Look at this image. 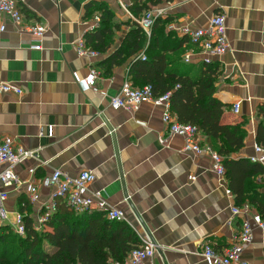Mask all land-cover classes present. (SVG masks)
Masks as SVG:
<instances>
[{
  "label": "crops",
  "instance_id": "1",
  "mask_svg": "<svg viewBox=\"0 0 264 264\" xmlns=\"http://www.w3.org/2000/svg\"><path fill=\"white\" fill-rule=\"evenodd\" d=\"M18 1L25 18L45 26L46 33L40 48L33 49L34 37L5 20L6 31L0 32V83L15 85L22 94H0V137H11L18 146L37 153V159L23 162L15 172L22 182L39 188L40 201L30 203L27 184L9 189V223L18 211L39 220L53 192L41 182L54 170L71 177L90 171L95 175L90 191L101 192L108 207L123 211L124 223L140 244L148 237L158 246L144 264H207L206 245L218 252L230 247L243 218L232 216L236 197L228 194V181L213 170L212 158L186 151L181 137L168 138L163 108L150 103L133 112L111 107V99L128 78L131 59L102 75L97 69L102 57L76 52V44L99 15L88 11L91 4L115 14L121 24L117 46L130 29L127 22L137 24L145 12L134 16L130 9L134 0ZM154 7L170 20L167 31L173 40L185 38L181 28L206 29L213 16H224L229 51L212 60L219 70L216 96L231 106L226 111L230 122L246 118L245 146L234 159H249L262 121L258 110L264 106V0H162L150 9ZM184 48V59L189 56L190 62L207 57L196 44ZM94 69L100 73L97 88L83 91L79 82ZM238 103L236 115L233 107ZM201 140L206 142L203 134ZM260 190L264 193V186ZM251 226L253 241L241 261L264 264V230L253 222Z\"/></svg>",
  "mask_w": 264,
  "mask_h": 264
},
{
  "label": "trees",
  "instance_id": "2",
  "mask_svg": "<svg viewBox=\"0 0 264 264\" xmlns=\"http://www.w3.org/2000/svg\"><path fill=\"white\" fill-rule=\"evenodd\" d=\"M161 1L134 0L130 9L138 17ZM19 3L17 0L18 9ZM88 11H98L101 18L99 26L84 37L86 47L102 57L97 64L101 74L108 75L131 59L128 78L135 89L149 86L155 97L170 93L172 115L180 123L196 126L206 138L204 144L223 158L225 178L237 206H250L264 221V193L260 190L264 166L247 158L234 159L245 146L247 121L237 117L230 122L226 111L231 106L217 98V63H186L184 47L191 41L188 37L173 40L167 31L169 19L158 18L149 35L138 24L127 22L130 29L117 46L116 32L121 24L115 14L97 3L88 6ZM258 116L262 121L257 142L261 143L264 106ZM56 206L41 230L33 219L25 217L24 237L7 226L0 231V264H124L139 247L135 232L124 222L108 220L105 212L78 213L62 201Z\"/></svg>",
  "mask_w": 264,
  "mask_h": 264
},
{
  "label": "built area",
  "instance_id": "3",
  "mask_svg": "<svg viewBox=\"0 0 264 264\" xmlns=\"http://www.w3.org/2000/svg\"><path fill=\"white\" fill-rule=\"evenodd\" d=\"M182 1L188 2L190 0ZM164 17V10L159 7H154L146 11L137 21V24L149 35L156 20ZM6 19L12 20L20 27L21 31L29 33L34 37L36 44L33 46V49L40 48L42 39L46 33V28L40 24H31L17 8V0H0V32L6 31ZM100 21V16H95L89 25V31L97 28ZM181 33L185 37H188L192 44L198 45L207 55L204 59V62L207 64L213 62L212 60L214 58L223 57L229 51L225 18L222 15L213 16L210 20L209 27L206 29H191L185 27L181 28ZM76 52L82 57H100L99 53L86 47L85 39L76 44ZM189 58V56H185L184 60L186 63L190 62ZM99 77L100 73L95 69L92 70L88 78L79 82L81 89L83 91L88 89L96 90ZM4 93L21 95L22 90L12 84L0 83V94ZM170 95L168 93L161 97H155L151 87L146 86L142 89H135L132 82L127 78L118 95L111 99V107L133 112L137 111L142 104L150 103L153 106L163 108L162 120L168 128V138L181 137L184 139L186 151L193 152L197 156L202 154L209 155L213 160V170L219 177L226 179L225 170L222 165L223 158L207 144L202 142V133L198 128L192 124L180 123L172 115L170 111ZM240 108L241 105L239 103L235 104L233 113L238 115ZM37 158L36 152L28 151L18 146L13 138L0 137V224L10 226L17 235L22 237L25 236L26 232L24 224L25 215L20 211L16 212L12 226L9 225L10 215L6 205L8 192L11 188L18 190L24 184H27L26 194L28 195L30 203L36 204L40 201L39 188L33 182H22L15 172L16 167L23 162ZM249 159L253 163L264 165V139L261 143L257 142L254 145V154ZM35 172L36 170L32 169L30 174L34 175ZM94 180L95 175L90 171H83L78 176L71 177L62 170H54L50 176L45 177L41 185L44 188L52 189L53 192L51 203L44 207L42 216L36 222L37 229L41 230V224L47 220L48 215L56 212V203L58 201H62L78 213L101 211L105 212L106 218L110 221L124 222L125 215L122 210L108 207L101 192L90 191L89 186ZM228 194L233 195L231 191H228ZM40 209L42 210V207ZM232 216L234 218L242 216L243 218L239 234L236 236L234 243L223 252H218L210 245H206L203 251V257L207 264H243L241 261L242 253L253 241L251 222L264 230V221L250 206H235L232 209ZM158 249V246L150 238L146 237L141 239L140 246L131 252L124 264H144L156 255Z\"/></svg>",
  "mask_w": 264,
  "mask_h": 264
},
{
  "label": "rangeland",
  "instance_id": "4",
  "mask_svg": "<svg viewBox=\"0 0 264 264\" xmlns=\"http://www.w3.org/2000/svg\"><path fill=\"white\" fill-rule=\"evenodd\" d=\"M15 220V219H14ZM14 222V221H13ZM9 225H11L12 226V223H10ZM7 226V228H10V229H12L10 226H8V225H6ZM5 227V225L4 224H0V231L3 229ZM47 250L48 251H50V252H52V250L50 249V248H47Z\"/></svg>",
  "mask_w": 264,
  "mask_h": 264
}]
</instances>
